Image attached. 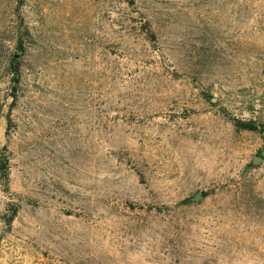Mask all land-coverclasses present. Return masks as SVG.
Returning <instances> with one entry per match:
<instances>
[{
    "label": "rangeland",
    "instance_id": "obj_1",
    "mask_svg": "<svg viewBox=\"0 0 264 264\" xmlns=\"http://www.w3.org/2000/svg\"><path fill=\"white\" fill-rule=\"evenodd\" d=\"M0 264H264V0H0Z\"/></svg>",
    "mask_w": 264,
    "mask_h": 264
},
{
    "label": "trees",
    "instance_id": "obj_2",
    "mask_svg": "<svg viewBox=\"0 0 264 264\" xmlns=\"http://www.w3.org/2000/svg\"><path fill=\"white\" fill-rule=\"evenodd\" d=\"M239 125L245 129L254 130L256 129V126L250 122H241Z\"/></svg>",
    "mask_w": 264,
    "mask_h": 264
},
{
    "label": "water",
    "instance_id": "obj_3",
    "mask_svg": "<svg viewBox=\"0 0 264 264\" xmlns=\"http://www.w3.org/2000/svg\"><path fill=\"white\" fill-rule=\"evenodd\" d=\"M260 160H262V158H261L259 155H254V156H253V162H254V163H257V162H259ZM201 196H202L201 193H197L196 196H195L194 198H195V199H198V198H200Z\"/></svg>",
    "mask_w": 264,
    "mask_h": 264
}]
</instances>
